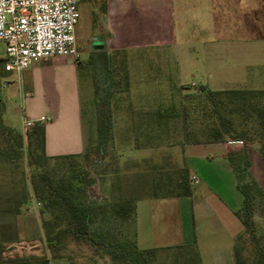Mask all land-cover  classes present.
Masks as SVG:
<instances>
[{
  "label": "crops",
  "instance_id": "0c3cea01",
  "mask_svg": "<svg viewBox=\"0 0 264 264\" xmlns=\"http://www.w3.org/2000/svg\"><path fill=\"white\" fill-rule=\"evenodd\" d=\"M100 2L109 22L106 38L102 37L104 47L108 51L126 52L132 106L129 131L134 148L141 151L138 156L130 157V161L145 163L150 173L186 168L190 180L193 175L199 179L197 184L191 181V196H150L146 202L143 198L138 200V247L158 249L160 264H236L235 241L244 231L236 211L243 205V195L229 157L245 150L249 171L263 190L264 157L256 147L240 141L189 143L186 133L176 128L175 119L154 114L172 109L171 94L185 93L190 85L213 91L239 90L226 87L239 82L235 80L229 85L225 80L229 76L230 50L218 52V43L214 45L211 39L203 41L206 53L199 54L193 31L201 20L205 21L206 29L215 30V22L221 19L219 11L227 23L230 20L241 23L239 29L261 28L258 17L248 16L251 0ZM235 10L240 13L235 15ZM224 28L228 26L221 25L222 31ZM77 65L74 59L55 57L35 62L20 74L8 73L0 67V84L11 93L6 100L2 98L5 124L9 126L6 115L13 101L17 102L23 114L21 131L11 128L24 134L28 130L23 126L24 121L44 123L48 156L85 152ZM252 66L242 63L237 68L245 70ZM188 77L206 81L185 82L184 78ZM213 84L220 87L215 89ZM142 203H148L144 207L151 210L145 219L140 214ZM41 206L29 182L0 179V241L13 247L7 256L27 257L25 253H29L28 256L41 257L42 222L50 218L42 213ZM10 236L16 238L13 243L1 240ZM25 243L31 245L28 250L16 246ZM49 264L73 263L57 259Z\"/></svg>",
  "mask_w": 264,
  "mask_h": 264
},
{
  "label": "trees",
  "instance_id": "16d2710c",
  "mask_svg": "<svg viewBox=\"0 0 264 264\" xmlns=\"http://www.w3.org/2000/svg\"><path fill=\"white\" fill-rule=\"evenodd\" d=\"M90 60L99 78V99L98 144L93 151L97 159L88 168L79 164L65 167L68 161L76 158L89 160L90 155L85 152L54 157L46 154L44 123L36 122L24 134L7 126L3 120L5 104L0 95V161L13 162L26 156L29 167L34 169L30 178L34 196L43 205L42 213L50 216L43 221L45 232L41 257L7 256L13 247L0 241V264H49V261L57 259L73 264H82L79 259H85L87 262L84 264H95V256L113 264H160L158 249H140L137 244V202L143 197L136 191L146 189L142 178L148 173L138 175L139 183L136 182L135 187L132 184L131 195L124 197L118 176L119 157L112 145L114 124L109 100L119 86L120 75L129 85L126 52L98 50ZM0 67H3L2 62ZM202 88L204 97L200 98L197 106L210 121L200 122L199 133L188 131L189 112L197 107L195 99L199 96L184 97L178 114L183 118L186 141L195 144L225 141L257 144L264 157V90L213 91ZM172 111H159L154 115L177 117V113ZM237 122L244 128L238 129ZM229 160L243 195V205L236 211L244 226V231L235 241L236 264H264V190L249 171L250 162L245 150L232 154ZM151 174L153 193L146 197L192 195L188 169ZM96 183L101 184L105 193L99 201L91 197V187ZM115 195H118L117 199H114ZM257 216L262 224L257 221ZM83 246L91 252L87 254L79 250Z\"/></svg>",
  "mask_w": 264,
  "mask_h": 264
},
{
  "label": "rangeland",
  "instance_id": "374dc122",
  "mask_svg": "<svg viewBox=\"0 0 264 264\" xmlns=\"http://www.w3.org/2000/svg\"><path fill=\"white\" fill-rule=\"evenodd\" d=\"M110 1V0H109ZM250 13L248 16L258 17V25L262 26L261 28H247L239 29L241 23L238 21H229L228 23L223 20L222 13L219 11L218 16H221L222 21L215 22V30H208L205 28V21L201 20L199 27L194 29L195 34V43L196 49L199 54L204 55L206 53V46L204 40L210 42L213 40L218 43V52H227L229 51V58L227 63L229 69H227L226 81L229 82V85L232 81L239 80V82L233 86H226L228 88H238V89H253V90H264V40H250V39H264V0H251L250 7L248 8ZM235 15H238L240 12L237 10L234 11ZM246 16V15H245ZM108 19L106 12L104 10V5L100 0H91L83 1L80 5V21L77 26V45L80 56L75 60L78 65L79 77H80V102L82 107V119L84 123V133H85V153L89 154V160L83 159L82 157L76 158L74 160L68 161L66 163V168L72 165H84L86 168L89 167L91 163L96 161L97 156L93 153L97 144H98V132H97V116H98V74L94 72L93 65L91 63V57L99 49L95 48L93 42L96 38L104 37L107 35L108 28ZM221 25L228 26L222 31ZM222 36L220 40L218 37ZM104 46V44H103ZM103 49H106L105 47ZM102 49V50H103ZM0 53H3V44L0 43ZM234 59V60H233ZM236 64V67H232L233 64ZM242 63L252 64V67L247 69H242L238 65ZM238 64V65H237ZM257 76L255 79L254 77ZM120 83L116 92L110 97L109 104L111 107V115L114 124V141H113V150L114 153L119 157L118 166L119 169L118 176L120 178L121 187L123 189L124 197H129L130 188L133 184L135 187L136 182L139 183L138 175L142 174L144 176L148 173V176L145 175L142 178L143 184L146 187L145 190L138 189L136 192L139 196L143 197L144 202H146V195H151L153 190L152 186V174L148 170V166L145 163H136L130 161V157H136L141 154V151H138L134 148V142L131 140L130 135V119L132 117V106H131V91L130 85L126 84L123 81L121 75L118 77ZM185 82H202L205 83L206 80H203L200 77L196 78H184ZM219 85V84H216ZM212 85L215 89L220 86ZM135 88V87H134ZM185 93L171 94L170 103L172 106V112L177 113V117L173 118L176 120V128L181 132H186L185 125L183 123V118L180 114L182 106L184 103V97L186 96H199L195 99L196 106L200 102V98L204 97L202 92L203 88L201 86H188ZM0 95L3 100H6V97L10 96V90L8 91L7 87L0 84ZM202 96V97H201ZM13 101V105L10 107L6 115V123L14 128L17 131H21V123L23 120L22 110L20 105ZM134 103V101H133ZM202 107V106H201ZM210 111V110H209ZM202 109L200 106H197L194 110H191L190 113V122L187 125V130L190 132L199 133L200 122L210 121L209 118L204 117L202 114ZM212 113V112H211ZM210 113V114H211ZM237 128L241 129L244 126H241L237 122ZM249 144V143H247ZM258 149L257 144H251ZM54 163V162H53ZM57 165V162L54 163ZM33 168H30L27 163L26 156L22 160H15L13 162H8L7 164H2L0 161V179L1 180H15V181H26L30 183V178L33 174ZM134 176H136L134 178ZM91 197L95 201H99L105 193L102 192V186L100 183H96L91 187ZM108 194V193H106ZM118 198V195L114 196V199ZM148 203H142L140 214L142 218L146 217L151 210L145 206ZM43 208V205L41 206ZM48 214V213H47ZM145 219V218H144ZM44 221V220H43ZM257 221L262 224V220L257 216ZM43 225V222H42ZM38 227V226H37ZM43 227V234H44ZM6 233V232H5ZM13 235V232H12ZM6 239L12 241L16 240L14 236L9 238L3 237L1 240L5 241ZM18 247H24L27 250L31 245L25 243L23 245L16 244ZM81 251L84 253L88 252V249L80 247ZM27 256L29 253H25ZM85 255V254H84ZM95 264H113L111 261L104 262L103 260L94 257ZM79 263H86L85 259H79Z\"/></svg>",
  "mask_w": 264,
  "mask_h": 264
},
{
  "label": "built area",
  "instance_id": "2783aa9c",
  "mask_svg": "<svg viewBox=\"0 0 264 264\" xmlns=\"http://www.w3.org/2000/svg\"><path fill=\"white\" fill-rule=\"evenodd\" d=\"M81 0H0V62L20 74L35 62L55 57L77 60ZM36 121H24L25 129ZM195 184L196 175L191 177Z\"/></svg>",
  "mask_w": 264,
  "mask_h": 264
},
{
  "label": "water",
  "instance_id": "95a60500",
  "mask_svg": "<svg viewBox=\"0 0 264 264\" xmlns=\"http://www.w3.org/2000/svg\"><path fill=\"white\" fill-rule=\"evenodd\" d=\"M93 45L95 46V48L102 50L104 48L102 37L98 36L96 40L93 42Z\"/></svg>",
  "mask_w": 264,
  "mask_h": 264
}]
</instances>
